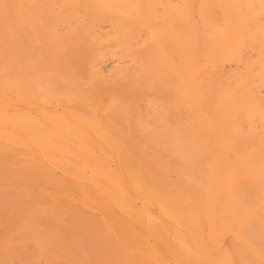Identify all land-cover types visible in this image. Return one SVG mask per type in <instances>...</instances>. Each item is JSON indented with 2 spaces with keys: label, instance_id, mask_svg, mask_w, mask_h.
<instances>
[{
  "label": "bare ground",
  "instance_id": "bare-ground-1",
  "mask_svg": "<svg viewBox=\"0 0 264 264\" xmlns=\"http://www.w3.org/2000/svg\"><path fill=\"white\" fill-rule=\"evenodd\" d=\"M151 6L150 4L148 5L146 0H0V98H2V94L4 96L8 94L10 97V102L6 101L10 107L8 112H6L7 110L5 111V99L3 100L2 98V101L0 100V117L4 118V115L7 117L9 115L8 124L13 123L12 128L19 127V129L22 128V131L24 130L23 136L22 131L15 129L21 133V141H23V137L27 136L32 138L35 141L34 143H38L39 147L40 143L44 144L45 147H42L43 149L45 148L44 151H51L54 147L55 150L60 148L54 156L57 161L60 158V155L58 156L59 158L56 157L57 153L60 151L63 153V150L64 153L68 151L69 154H72L71 156H75L77 159L82 156V152L79 154V151L91 156L94 153L93 151L96 150L104 153L108 152L104 158L106 159L107 155L111 154H109V151L115 148L126 150L125 152L127 153L125 155L127 154L128 159H126L127 157L124 159L127 161L133 157L130 151H134L135 154H141V156L137 155L136 159L133 157L131 166L126 163V160H124V163L129 164V168H135L133 165L142 166V163L140 164L137 161L141 159V162H145L144 164L148 167V170L150 168L151 174H154V180H159L158 183L161 186L163 184L164 187L167 186L168 190L170 185H173L169 177L163 179L167 174H163L164 176L160 174L163 169L161 167L162 164L156 169L153 165V167L149 165L151 164L150 161H145L144 159L143 161L142 158L145 155L147 157L151 149L155 153L154 156L158 155L156 152H163L165 155L170 153L167 155H170L169 157L172 156L171 158L174 157L171 154H176L175 157H182L186 164L187 162L189 163L185 166L189 167L187 169L192 173L186 170L184 164H182L185 168L183 170L187 174L197 173L194 174L196 180L194 178L184 180H187L185 182V188L188 190H186V194H189L190 200H195L196 204L198 202L200 204L196 206L188 205L185 203V199L180 201L169 200L172 197L167 194V191L164 202L166 200L169 201L162 206L164 213L173 216L175 223L187 225L186 227L191 224L190 227L194 233H199V228H203L202 224L205 221L213 224L217 220H219L222 227H225L226 230L229 229L227 231H232L230 236L225 234L227 235V240H230L228 237L234 238L233 241L230 240V242L232 241L231 244L228 241L226 242L228 243V245L226 244L229 246L228 248L230 246L232 248L223 250L218 246V250L221 251L219 256L221 259L220 264H264L263 256L257 248V246L261 249L262 246L264 247V0H159L157 5ZM161 102L168 105L162 106ZM159 105L162 107L159 108ZM161 108L163 110H160ZM4 111L9 114H5ZM210 115L214 117L212 118ZM2 122L5 123L6 120ZM8 128L6 125L7 130ZM12 131L10 134H12ZM6 134L4 133L3 136L8 135ZM10 134L9 137L7 136L8 138H11ZM17 136L20 137L19 135ZM27 139L24 138V141L27 142ZM5 140L9 141V144ZM10 140L13 143L12 139L3 138V141H5L3 144L5 143L8 146L3 145L1 142L0 145L4 146L0 147L1 152L5 150L4 148H8L11 145ZM93 141L96 143L95 145H91ZM22 145H20V150ZM37 146L34 147L36 148ZM12 147L10 148L11 150H7L8 152H4L5 160L4 155L0 156V167L4 168H0V182L6 181V184H10L16 179L14 178L16 173L13 172L15 170L12 167L14 165L10 164L13 161L10 157L12 155H6L9 151L13 152L14 149ZM31 147L29 146V148ZM48 148L50 149L48 150ZM38 149L41 150V148L34 150ZM71 150H78L77 154L80 156L76 157L75 151L71 153ZM119 150H116L117 157L120 156L118 155L120 154ZM24 151H26V148L23 153ZM50 151L49 154L51 155L55 153L53 151L50 153ZM147 151L149 152L147 153ZM38 153L41 154L40 151ZM43 153L46 155V152ZM49 154L48 156H51ZM96 154L94 156L95 160H92V162L96 161L98 163V156L100 155L97 154L98 156H96ZM111 155L108 158L113 161L115 153L114 156L113 154ZM165 155L163 156L165 157ZM167 155L166 157L168 158ZM69 156L68 158H63L64 156H62V158L66 160V158L69 159ZM163 156L162 158H164ZM28 157L31 158L30 156ZM96 157L98 160H96ZM101 157L100 159L103 158ZM111 157H113V160ZM138 157L140 158L137 159ZM157 157L158 160L154 158L158 162L161 158L160 156ZM7 158H10L11 161ZM39 158L41 160L42 157H36L33 159L34 161L27 159L26 162H23L24 165H22L23 163L20 164L22 166L19 165L23 169H21L20 180H27L26 183L30 179H32L33 183L42 182L41 185L38 184L40 185L39 187L42 185L44 187L45 184L47 186L51 183V186L59 188L58 191L66 188V192H63L68 195L69 192L71 195L72 193L75 195L76 191L74 192V190H77V193L80 194L79 199L84 200L83 203H86L84 205L87 206L86 199H82L86 197H81V195H85L82 193L84 190L83 188L79 190L85 186L83 185L85 182L82 183V186L81 182L78 181L76 184L74 182V186L72 184L73 179H57L52 177L53 174L47 176L48 171H53L54 167L53 169L52 167H46L47 164L44 162V167L48 168V171L45 170L42 161L38 163L40 161ZM44 158L46 159V157ZM62 158L60 159L62 160ZM171 158L170 161H174L172 163L175 167L174 163H178L175 160L177 158H173L174 160H171ZM73 159H71V162ZM85 159L86 156L84 157ZM104 159L100 160L101 165L95 162L96 166L94 165L93 167L91 164L93 167L91 172L92 179L90 175L87 176V173H85L88 170L83 167L84 165L81 166L83 171L85 170L84 173L86 175H83L82 169L80 170L79 168L77 170L79 165L77 169H73L75 167L72 166L74 165V160L69 167L74 172L81 171L86 179L90 177L89 181L91 180V183L86 182L87 185L89 183L92 186H96L100 179L98 180L95 175L98 174L99 178L103 175L105 176L104 179L107 175H104V173H106L109 166L104 169L105 166L102 163L104 162L106 165L105 161L108 159L105 161ZM119 159H117L118 162L122 164L120 161L122 159ZM6 160L10 163L4 167ZM61 160H59L60 164L63 162L61 166L64 167L65 165L63 164L67 161ZM79 160L77 164L82 162L83 158L81 157ZM162 160H160L161 163L163 162ZM164 160L168 159L165 158ZM21 161L24 160L20 159L19 163ZM136 161L139 162V165ZM1 162H4V164L2 165ZM27 162L29 163L27 164ZM163 163L167 164L166 162ZM50 164L53 165V163ZM77 164L75 165L77 166ZM108 164L110 165V162ZM114 164L119 167V163L117 164L116 161H114ZM99 165L100 167L104 166L105 172L102 168L100 170L97 167ZM170 165L172 166L171 163ZM110 166L108 172L112 168V165ZM137 166L135 169H137ZM156 166L158 164H155ZM7 167H10L9 170ZM178 167H181V164ZM67 168L65 171L68 170L69 173L70 171L74 173L73 170ZM115 168H112L111 173L113 171V177L116 176L119 181L120 178L117 177L113 170ZM129 168L125 170L127 171ZM138 170L135 173L132 171L134 176H137ZM175 170L176 173L180 174L177 166L174 170L173 167L171 169L169 167L167 171L172 173ZM100 171L104 173L101 174ZM128 171L127 173L131 172ZM142 171L145 172L141 173L140 171V175L147 173L145 168ZM111 173H109V176L112 175ZM158 173L159 176L155 178ZM75 174L74 176H76ZM122 175L124 174L122 173ZM133 175L132 177H134ZM144 175L148 178V181L143 179ZM144 175L139 177V179H143H140L141 182H139L147 181L145 183L151 182L150 184L153 185L152 175L149 176L148 173ZM206 175L210 177L207 176V178L209 177L207 181H203V179L206 180ZM109 176L107 175L109 180L106 179V181H113V183L117 181ZM10 177L14 179L12 180ZM76 177L85 180L81 176ZM171 177L174 178L172 174ZM123 179L127 182L126 177H123ZM174 179L176 180V178ZM31 181L30 183L28 182L30 185H37ZM118 181L116 182L118 185L109 183L114 185L112 188L115 190H112V192H114L115 196L109 193L111 188L108 191L106 188L107 183L104 184L105 186L102 184L103 182L101 183L103 186L99 183L97 187L101 185L100 188L107 189L105 191L106 194H111H108L107 197L105 196L106 203L110 204L113 201L119 208L124 206V209H120L123 213L127 205L128 211L132 216L130 218L129 215L128 218L134 219L132 213L134 214L137 211L134 210L136 208L133 200L138 199L147 186L143 188L141 187L142 184L139 183L138 186L140 185L143 190H137L136 183L138 181H134L136 184L134 189L136 190L132 188L131 191L133 194V190L139 194L138 197L133 199L131 194L129 193L128 195L127 193L131 192L128 187L125 189L126 186L125 188L122 187ZM162 181L164 183H161ZM70 182L72 183L70 184ZM126 182L124 181L121 184L124 186ZM130 182L132 181L128 180L129 184ZM160 185L157 184L156 191L162 188ZM176 185L174 184V186ZM11 186L13 185L11 184ZM155 186L154 183V188ZM67 187L70 190H74L67 192ZM2 188L1 186L0 190H4V193L8 194L7 188ZM11 189L17 191L19 188ZM26 189L30 190L27 187L23 190L26 191ZM177 189L175 190L177 191ZM149 190L148 188L146 191L144 190V192H148L143 194L144 196L146 194L145 197L151 193ZM165 190L166 187L161 189L160 191L162 192L159 191V194L163 193L162 195H164ZM52 192H54L53 189ZM87 192L91 196L95 193L93 192L92 194L90 190H87ZM97 192L96 195L100 196L101 194ZM180 193L178 192V194ZM10 194L5 195L9 198ZM24 194L27 193L25 192ZM39 194L41 195L39 197H42V194L44 197V192ZM49 194H46L47 198H49ZM159 194L154 193L152 197L148 195L151 198L154 197V202L158 204L156 205L157 207H160L159 203L156 202V199L161 197ZM17 195L19 194L16 193L14 197ZM168 195L170 198H167ZM118 196H120L119 201L116 200ZM142 196H140L141 199L143 198ZM60 197L58 198L65 201L64 197ZM74 199L71 200L70 198L69 204L72 201L82 202L79 199ZM98 199L99 197L97 199L94 198L95 202H98ZM149 199L148 201H150ZM90 200L93 199L90 198ZM12 201L16 203L17 200ZM50 201L52 202V200ZM64 201H62L63 203H55L61 204L59 205L60 209L62 207L61 212L54 211L52 206V208H47L46 211L49 213L45 214L50 218L53 217V220H57V225L60 228L59 230L55 225V229L57 228L58 232L60 231L57 244L65 246L64 251H61L64 256L60 261L66 260L64 261L65 263L62 262L60 264H142L140 262L133 263L130 260L132 254H127L125 251L132 249L129 246L131 241L122 240L126 246L131 248L126 249L125 246L124 250L122 242L111 238L109 229L113 227L111 225L113 223L107 225L108 229L105 227L110 221L109 216L102 214V218H100L99 212L102 213V211H96L99 215L98 217L93 215L95 211L92 209L89 214V211H84V208L81 207L83 203L80 204L81 206L78 204L80 208L76 206V202L75 206L72 202V205H70L72 207H69L66 201L67 204L65 206H68L65 209ZM145 201L143 200L144 206L147 203V207L154 204H149L150 202L148 201L145 203ZM135 202L137 205L138 201ZM15 203L12 202L10 206H15ZM104 203L102 202L101 204L103 205ZM106 203L104 206L107 207ZM42 205L44 206L45 204ZM43 206L41 208H44ZM45 206L48 205L46 204ZM152 207L150 206L149 209ZM108 208H110L109 205ZM144 209H142L146 211V213L143 211L144 214L150 218L147 219L155 223V226H157L156 221L158 224L161 222L160 226L166 223L163 222L162 224L161 220L163 217L161 218L159 215L157 216L161 220L151 219V212L154 209H151V211H147L146 207ZM92 211L93 213H91ZM158 211H160V208ZM143 212L142 215L135 214V217L143 216ZM11 213L13 216H34L33 214H38L39 212L38 206L29 200V202L19 204ZM115 213L118 212L115 211ZM40 214L42 216V213ZM120 217L122 216L120 215ZM128 218L123 219L126 221L129 220ZM143 218L145 219V216ZM201 220L205 221L201 224ZM125 221L126 226L131 229L130 232L134 231V236L143 240L142 248L152 252V248L154 250L155 246L151 247L150 250L145 245L144 241L146 239L144 240V237L141 238V236L146 235L145 232L142 235L136 229V226H131L130 220L128 222ZM139 224L141 223L138 222ZM200 224L202 228L199 227ZM115 227L113 228L114 232L117 231L119 233L120 229L117 230L119 226L115 225ZM183 227L182 229L184 230ZM123 228H125L124 232H128L129 237H132L133 233L129 234V229H126L125 226ZM164 229L167 231L165 239L161 237L162 232H152H158L157 235L159 236L157 238L161 237L159 240H165L166 250H171L167 252L172 253L170 244L168 246L169 242H167L169 241L167 238L170 236L167 233L171 229L168 230V227ZM213 233L215 234V229ZM213 233L211 236L214 235ZM200 234L199 236H201ZM217 235L219 236V234ZM174 236L175 234H173ZM177 236L179 237V235ZM214 237L216 236L214 235ZM220 237L222 238V235ZM118 238L125 239L121 233ZM185 240L183 239V242L180 240L179 242L182 244H179V242L178 244L188 248L190 253L186 254H189L187 256L188 259L190 258L189 260L183 256V250L179 254L180 251L176 249L179 247L176 246L174 251L173 245L176 243L174 242L173 245V241L171 243L173 253L175 252V256L178 254L175 260L177 261L176 258L178 257L181 259V261H177V264H187L192 259V253L196 249L197 251H199L198 248L204 249L202 244L197 243V241L200 242L197 238L194 241L198 246L195 251L193 246L188 245ZM223 243L225 242L223 241ZM253 243L257 246H254ZM155 245H159V243ZM188 246H190V249L193 248V251L189 250ZM215 246L217 247V245ZM208 247L209 245L205 248L209 253L213 248L210 249L212 247L210 245L208 251ZM248 249L252 250L250 251L252 252L251 254ZM262 250L264 251V248ZM131 251L135 252L134 250ZM216 251L214 250L215 253ZM185 252H187V249H185ZM157 253L159 254L160 251H157ZM194 254L197 256L196 252ZM142 255L146 256L143 253ZM209 256L201 264H212L210 262L216 256L211 257V254ZM60 257L62 256L60 255ZM159 257L163 260V256L160 254L156 257L157 261H159ZM216 258H218V254ZM146 259L151 260L150 257ZM193 260H197V257ZM217 260L214 259L213 262L219 263V260ZM153 262L155 261H151L152 264H154ZM151 263L147 262V264ZM194 263L196 262L194 261Z\"/></svg>",
  "mask_w": 264,
  "mask_h": 264
},
{
  "label": "rangeland",
  "instance_id": "rangeland-1",
  "mask_svg": "<svg viewBox=\"0 0 264 264\" xmlns=\"http://www.w3.org/2000/svg\"><path fill=\"white\" fill-rule=\"evenodd\" d=\"M147 1V3H148V5L150 4V6L151 5H153V3H154V5H157V2L159 1H157L156 2V0H146ZM156 3V4H155ZM145 5H146V3H145ZM153 5V6H154ZM153 6H151V7H153ZM110 52V51H109ZM8 95V94H7ZM4 96V94H2V98H3V100L5 99V111L6 112H8V111H10V107H9V103H7V102H10V97H9V95L8 96ZM1 96V95H0ZM5 97V98H4ZM7 97H9V98H7ZM2 98H0V100L2 101ZM7 101V102H6ZM165 103H167V102H165ZM8 104V105H7ZM161 104H162V102H161ZM163 105H165V104H162V106ZM168 105V104H167ZM167 105H165V106H167ZM161 105H159V108L160 107H162ZM8 107V108H7ZM160 110H163V108H161ZM4 111V112H5ZM5 112V114H7ZM9 114V113H8ZM7 114V115H8ZM212 118L214 117V116H212V115H210ZM4 118H1V120L2 121H5L6 120V122L5 123H3L1 120H0V123L2 122L3 123V125H2V123L0 124V143L2 142V144H3V142H5L6 141V143L7 144H9V141H7V140H5V141H3V138L5 139V138H7V139H12V142L13 143H11V140H10V144L11 145H9V147L11 146H13L12 147V149H14L13 150V152H10L9 151V153L8 154H6L7 156H10V155H12V156H10L11 157V160H13V161H11L10 160V158L8 159L9 161H11V163L10 162H8L7 160L5 161V164H4V162H1V164L3 165L4 164V167L5 166H7L6 164H12V165H14V166H12L13 167V169L15 170V171H13L14 173H16L14 176H16V177H14V178H16L15 179V181H13L12 183H10V184H6V181H4V182H0V187L2 186L3 188L2 189H5V188H7L6 189V191H8V194L5 192L4 193V190L2 191V190H0V264H60V263H62V262H64V261H66L65 259H63V261H60V259L61 258H63V254H61V251L63 250L64 251V249H65V246L64 245H61V244H57V241H58V238H59V232H58V230H57V228L55 229V225H56V227H58V222H57V220H53L52 218L53 217H49V216H46L45 214H47V213H49V212H47L46 210H47V208H52V206H53V210L54 211H59V212H61V210H62V207H61V209H60V206L59 205H61V204H55V203H63L62 201H64V200H62V199H59L58 197H60V196H62V198L63 199H65V204H64V208L65 207H67L68 205H69V207H72V206H70V205H72V202L69 204V202L71 201V200H73L74 198H76V199H79L80 198V194L79 193H77L78 191L77 190H74V192L76 191V193H75V195L72 193V195H71V193L69 192V187H67L68 188V190H67V192H69V195H71V196H69L68 194H64L66 191V188L64 189V190H60V191H58V189H57V187H56V190H55V187H53V185L51 186V183H50V185L48 184L47 186H46V184H45V186L43 187V185L41 186V187H39L40 185H41V183H38V184H40V185H38L37 183H33V181H31L32 179H30L28 182L30 183V181L33 183V184H37V185H30L28 182V184L26 183V181L25 180H20V176L22 175V171H21V169H22V167H20V166H22V165H24V163L23 162H26L27 161V159H34V158H36V157H42L41 158V160H40V158H39V160L40 161H38V163L39 162H41L42 161V165H43V167H44V162H45V164H47V166L46 167H52V169H53V167H54V169H53V171L52 170H50L51 172H49L48 171V168H46V167H44L45 168V170H47L48 171V175L47 176H51L52 174V177L53 178H59V179H61V178H64L63 180H65V179H68V178H70L69 180H72L73 179V183L72 182H70V184L72 183L74 186H75V184L76 183H78V181L79 182H81V186H82V183H86V182H90L91 183V180L89 181V179H90V177L88 178L87 177V179H86V177H84L83 175H86L85 173H87V176L88 175H90L91 176V179H92V174H91V172H92V168L94 167V165H95V162H94V164H93V162H92V160H95V158H94V156H95V153H97V154H99L100 156H98L97 154H96V156H98L99 157V160L97 159V157H96V160H98L99 162L97 163V164H100L101 165V161L100 160H102V159H104L105 157H106V153L108 154V152H103V151H100V150H96V151H93L94 153H92V155L90 156V155H88V154H86V153H84L83 151H79V154L81 153L82 154V156H80V155H78L77 153H78V150H74L75 151V154H77L76 155V157H79L78 159L77 158H75V156H71L72 154H69L68 153V151L66 152L65 151V153H64V150H63V153L61 152H58L57 154V158H62V156H64L63 158H65V157H67L68 158V156H69V159H67L66 158V160H63V158H62V160L59 158V160H61V161H67V162H64V164L63 165H65L64 167L63 166H61V164L63 163H61L60 164V161L58 162L57 161V159H55L54 158V156L56 155V151H59V149L60 148H58L57 150H55V147L54 148H52L51 149V151H53V153L54 154H49V149L50 148H48V150L49 151H44V149L42 148V147H45L44 146V144H41L40 143V147H39V144L38 143H34L35 141L32 139V138H30V137H23V141H24V138L25 139H27V142H31L30 143V147H31V145H32V143H33V145H32V147H33V149H32V147L31 148H29V146H27L29 143H27V142H23V141H21L20 139H22V137L20 136V134L21 133H19V132H17L16 130H19V131H22V128L21 129H19V127L18 128H15V127H13L12 128V124L10 123V124H8L9 122H7V121H9L10 119V117H9V115H8V117L6 116V115H4L3 116ZM6 118V119H5ZM5 119V120H4ZM8 119V120H7ZM11 122V121H10ZM5 124V125H4ZM6 125H7V128H8V130L10 129V127H11V129H10V131H8L7 129H6ZM13 126H16V125H13ZM3 128H5V129H3ZM3 129V130H2ZM12 129H13V131H12ZM16 129V130H15ZM7 132V134H6V132ZM12 131V134H13V136H11L12 134H10V132ZM15 131V132H14ZM23 132V136H24V130L22 131ZM4 133L9 137V134H10V137L11 138H8L7 136H3L4 135ZM14 134H16V135H14ZM17 135H19L20 137H18ZM33 141H32V140ZM20 141H21V143H20ZM38 142V141H37ZM22 145L21 146V150H20V145ZM35 144V145H34ZM96 143L93 141V142H91V145H95ZM3 145H6L5 143L3 144ZM36 145H38L36 148L34 147V146H36ZM6 146H8V145H6ZM23 146H24V148H23ZM0 147H4V146H1L0 145ZM4 148L5 150L3 151V152H1L0 151V156H2V155H4V152H6L7 150H9L10 148ZM26 148V151H24V153H23V150ZM27 148H29V150H27ZM37 148H41V150L40 149H38V150H34V149H37ZM62 148H63V146H62ZM3 149V148H2ZM23 149V150H22ZM31 149V150H30ZM43 149V150H42ZM54 149V150H53ZM0 150H1V148H0ZM11 150V149H10ZM17 150V151H16ZM32 150H34L35 151V154H34V151H32ZM116 150H119V149H117V148H115L114 150H111V151H109V154L111 153V154H113V156H114V153H115V156L117 155L116 154ZM120 150H121V152H120ZM119 150V153L120 154H118V155H120V156H114V160L112 159L113 157H111V159L113 160V161H111V160H109V158H110V156H112L111 154L110 155H107V158L106 159H108V160H106V159H104V161L106 162V165H105V163L103 162L102 164H104V166H102V167H100V165L99 166H97V167H99L100 168V170H101V168H102V170H104L107 166H109V167H111L110 165H112V168L114 167H116L117 165L116 164H114V161H116L117 162V164L119 165V167L116 169H113L114 171H115V173L117 174V177H119L121 180H122V178L123 177H126V179H127V182H126V180H124L125 182H126V184L124 183V186L121 184L122 182H124L123 180H122V182H120L121 180L119 179V181H118V179H116V176L115 177H113L114 176V174H112V173H114L113 171H112V173H111V170H112V168L110 169V171L108 172V170H109V167H108V170L106 171V173H104L105 172V170H104V175L105 174H107L108 176L110 175L109 173H111L112 175V177L111 176H109L111 179H115V181L117 180L118 182H119V184L122 186V187H124L125 188V186H126V188L125 189H127V187H128V190L129 191H131L132 190V188L134 189V187L136 186V184H137V186H138V184L141 182V180L140 179H142V178H140L139 179V177H141V176H143L144 174H149V176L150 175H152L151 176V180H152V183L154 182L155 183V188H154V183H153V185L152 184H150L149 182H148V184L147 183H145V182H147L148 181V178L147 177H145V175H144V180L146 179L147 181H143V183H140V184H144L143 186L141 185V187H145V186H147V188L148 189H150L149 190V192L151 191V193H149V194H147V197H145L146 196V194H145V196L143 195L144 193H148V192H144V190L146 191V189H144L143 190V188H141L140 187V185L137 187L136 186V189L137 190H143L142 191V195L140 194V196H142L143 198V200H146L145 201V203L148 201V199H149V197L150 196H148V195H151L152 194V192H154L155 194H159V191L161 190V189H165V187H166V190H165V196L164 195H162L163 193H164V190H163V193L162 194H159V196H161V197H155V198H157L155 201L157 202V203H159V205H160V207H157L156 205H158V204H156L155 202H154V197L153 198H151L152 196H153V194L151 195V197H150V201H148V202H150L149 204H153V205H150L152 208V217H151V219L153 218V219H156V220H158L159 221V217H163L162 218V224H163V222H166V223H164L163 225H161L162 227L163 226H165V227H161L160 226V224H161V222H160V224H158L157 223V221H156V224H157V226H155V223H153L151 220H149L150 218L149 217H147V215H145L144 214V212L146 213V211H144L145 209V207L147 208V211H151V209H149L150 208V206L149 207H147L148 206V203L144 206V202H143V200L140 198V196L138 197V194L136 193V191H134V190H136V189H134L133 190V192H134V194L132 193V191L131 192H127L128 193V195H129V193L131 194V197H133V199L134 198H136V197H138V199H135V200H133L134 202V207L136 208V209H134L135 211H137L136 213H132V215L134 216V219L132 218V219H130L132 216L130 215V213H129V211H128V208H127V205L125 206V212L127 213L126 215H125V212L123 213V211H120V209L122 210V209H124V206H123V208H119V207H117L118 205H116V203H114L113 201L109 204V203H106L105 202V196L107 197V195L109 194V193H112V196L114 195L115 196V194H114V192H112V190L114 191L115 189H113L112 187L116 184V185H118V183H116V182H114L113 183V181L112 182H108V180H109V178L107 177V175H106V178L104 179V177L105 176H103V175H101V176H103V177H101L100 176V178H99V176H98V174H96L95 176H97L98 177V180L100 179V181L98 182V184L100 183H102L103 185L105 184V183H107L106 184V188L108 189V191L110 190V188H111V190L109 191V193L108 194H106L105 193V191H107V189L106 188H100L101 187V185H100V187H97L98 186V184H96V186L94 187V186H92V184H89L88 183V185H87V183L85 184H83V185H85V186H83V187H81V189H79V190H82V188H83V194H85V195H81V197L83 196H85L86 198H82V199H86V202L88 203L87 204V206H85L86 205V203H83V201L84 200H80V201H82L81 203H83V204H81L80 202H78V201H74L73 202V204H74V206H75V202H76V206L78 207V204L81 206V207H83L84 208V211H86L87 210V212L90 214V210L92 209L93 211H95L94 213L95 214H93V215H97L98 217H99V215H101L100 216V218H102V214L103 215H105V216H109L108 218H109V222H108V224H106V229H108L109 227L107 226V225H110L111 223H113V224H111L113 227L112 228H110L109 230H110V236H111V238H113V239H115V241H119V242H122V244L124 245H122L121 244V246H123L122 248L124 249L125 248V242L124 241H122V240H128V242L129 241H131L130 243L131 244H129V246L132 248H129L128 246H126V249H131V250H134L135 252L133 253V251H131V250H125L126 252H127V254H132V256L130 257V260L133 262V263H135V262H140V263H142V264H147V262L149 263H151V261H155V262H153L154 264L156 263V264H165V262H167V264L168 263H171V264H177V261H181V259H179V257L178 258H176L177 259V261L175 260V257H177L178 256V254L175 256V252L173 253V248H174V251H175V248H176V246L177 247H179V248H176V249H178V251H180L179 252V254H181L182 253V251L181 250H183L184 251V253H182L183 254V256H185L186 257V259H188V257L187 256H189V254H186V253H190V251H188V248L186 247H184V245L182 246V245H179L181 242H179L180 240L183 242V239L185 240V242L188 244V245H190L191 247L193 246V248H194V251H195V249L198 247L197 246V243H199V244H202L203 246H204V249H202L201 250V248L199 249L198 248V250L199 251H197V249H196V254H197V256H195V252H193L191 255L193 256V257H195V258H193L192 256H191V260H192V262H191V260H190V262H187V264L188 263H190V264H201V262L202 261H204L205 260V258H209L210 256V254L212 255L211 257H213V256H216L217 257V254H218V258H214L215 260H219V263H217V264H220V258H219V256H220V253H221V251L220 250H218L219 248H218V246L221 248V249H223V250H226V249H230V248H232L231 246H230V248H228L229 246H227L228 245V243L229 244H231L232 243V241H233V239L234 238H230V237H228L230 240H232L231 242H230V240H227V235L228 236H230V235H232V231L230 232V231H227V230H229V229H225V227H222L221 226V223L219 222V220H217V221H215V223H213V224H210V223H208V222H206L205 220H201L200 222H201V224L203 225L202 227H201V224L199 225V227H201L202 229H200L199 228V233H201L200 235L201 236H199V233H194V232H192V230L193 229H191V227H190V225L191 224H189L188 225V227H186L187 225H184V224H178L177 222L175 223V219L173 218V216H169L168 214H166V213H164V211H163V205H164V203H166L167 201H169V200H176V201H180L181 199H185L186 201H185V203L186 204H188V205H194V206H196V205H199L200 204V202H198L197 204H196V201L194 200H190V197L186 194V192L188 191L187 190V188H185V185H186V181H184L185 179H187V178H189V179H193L194 178V180H196V178H195V175L194 174H197V173H194V174H190V173H192V172H190L187 168H189V167H186L189 163L187 162V164L184 162V160L182 159V157H175L176 156V154H171V155H173L174 157V159L175 158H177V159H175L178 163H174V165H175V167L173 166V163L172 162H174V161H170V158L172 157H169L167 154H170V153H167L166 155L168 156V158L166 157V155L162 152H156V154H158V155H156V156H154L155 155V153L153 152V150L151 149V151H150V153H148L149 151H147V153H148V155H147V157H146V155L144 156V153H143V156H144V158H142V160L144 159L145 161H150L151 162V164H149V165H153L154 166V168H156L157 169V167H159V165L160 164H162V173H160L159 171V173L160 174H164V175H166V176H164V178L163 179H165V178H168L169 177V180L172 182L171 184L174 186V184L176 185H178V187H177V185L176 186H174V188H173V186H171L170 185V188H169V190H168V188H167V186H165L164 187V184H163V186H161L160 185V183H158V181L159 180H157V181H155L154 180V174L152 173L151 174V172H150V168H149V170H148V167L143 163V162H141V159L140 160H137V161H139L140 162V164L142 165V166H140L139 165V162H137L136 161V163L140 166H137V165H133V166H135V168H136V166H137V169H135L134 167H130L129 168V164H130V166H131V160L133 159V157L136 159V157H137V155H139V156H141V154H135L134 153V151H130V153L133 155V157H132V159L131 160H129V161H127L126 159H128V156H127V154L125 155V153H127V152H125L126 150L125 149H120ZM40 151V153L41 154H39L38 152ZM46 152V155H44L45 153H43V152ZM50 151V153H52ZM72 152L71 153H73L74 151L73 150H71ZM99 151H100V153H99ZM8 152V151H7ZM29 152H31L30 154H29ZM47 152H48V154L49 155H51V156H48V154H47ZM70 152V151H69ZM123 152V154H121ZM129 152V151H128ZM13 153H15V154H13ZM22 153H23V156H22ZM28 153V154H27ZM104 154V156H103V154ZM117 153H118V151H117ZM129 153V154H130ZM152 153V154H151ZM154 153V154H153ZM160 153H161V155H160ZM10 154V155H9ZM63 154H66V155H63ZM74 154V155H75ZM84 154V155H83ZM128 154V155H129ZM165 155V157L163 156V155ZM21 155V156H20ZM32 155V156H31ZM38 155V156H37ZM60 155V156H59ZM131 155V156H132ZM136 155V156H135ZM27 156H30L31 158H27ZM36 156V157H35ZM59 156V157H58ZM86 156V161L84 160V157ZM103 158H102V157ZM108 156H109V158H108ZM130 156V157H131ZM142 156V157H143ZM157 156H160V158L161 159H163L162 161L163 162H166L167 164H165V163H161L160 162V160L161 159H159V161L158 162H160V163H158L157 162ZM162 156L164 157V158H162ZM4 157V160L6 159V157H5V155L3 156ZM19 157V158H18ZM22 157V158H21ZM44 157H46V159L44 158ZM83 158V160H82V162H80V163H78L77 164V161L80 159V158ZM100 157L102 158V159H100ZM127 157V158H126ZM151 157V158H150ZM157 159H155V158ZM53 160H52V159ZM73 158H75V159H73ZM118 158H120V159H122V160H120L121 162H122V164L120 163V162H118ZM124 158H126V159H124ZM140 157H138L137 159H139ZM168 159V160H164V159ZM173 158H171V160H174ZM1 159V158H0ZM3 159V158H2ZM20 159L22 160H24V161H21V163H19L20 162ZM49 159H51L52 160V162H51V160L49 161ZM55 159V160H54ZM71 159H73L74 160V165H72L73 163V160H72V162H71ZM77 159V160H76ZM134 159V160H135ZM150 159V160H149ZM179 159H180V163H179ZM4 160H2V161H4ZM124 160H126V163H129L128 165L126 164V163H124L125 161ZM133 160V161H134ZM143 160V161H144ZM156 160V161H155ZM1 161V160H0ZM34 161V160H33ZM47 161V162H46ZM54 161V162H53ZM80 161V160H79ZM175 161V162H176ZM183 161V162H182ZM15 163V164H13V163ZM29 162H30V160H29ZM29 162H27V164L29 163ZM32 162V161H31ZM69 162V164H67ZM76 162V163H75ZM110 162V165L108 164ZM112 162H113V164H112ZM172 164V166L170 165V163ZM23 163V164H22ZM50 163H53V165L52 164H50ZM57 163V164H56ZM87 163V164H86ZM123 163H124V166H123ZM135 163V164H136ZM149 163V162H148ZM20 164H22V165H20ZM41 164V163H40ZM49 164V165H48ZM67 164V165H66ZM75 164H77V166L75 165ZM85 164H86V166H85ZM91 164L93 165V167L91 166ZM126 164V165H125ZM155 164L157 165L158 164V166H156L155 167ZM165 164V165H164ZM180 164H181V167H178V166H180ZM182 164H184V166L186 167V170H188V172H190V173H186V171L185 170H183V166H182ZM20 165V166H19ZM70 165H72V166H75L73 169H77V167H78V165H79V167H78V169L77 170H79V168H80V170L84 167H86V169L88 170V171H86L85 172V170L83 171V169L81 170L82 171V173H83V175H82V173H81V171H77V172H74V170L73 169H70L71 167H69ZM81 165H84L83 167L81 166ZM116 165V166H115ZM121 165V166H120ZM166 165H168V166H166ZM60 169V168H62V169H58L57 167ZM81 166V167H80ZM96 166V165H95ZM152 166V167H153ZM167 167V170H168V168L170 167V169L173 167V170H174V168L176 169V166H177V168L179 169V171L178 172H180V174H178V173H176V170H175V172L174 171H172V173H170V171L168 172L167 170H166V167ZM11 167V168H12ZM24 167V166H23ZM69 168L70 170H73V172L74 173H71L72 171H70V173H69V171L67 170V171H65L66 170V168ZM103 167H104V169H103ZM150 167V166H149ZM151 167V168H152ZM0 168H3V167H0ZM8 168V167H7ZM10 168V167H9ZM9 168H8V170H9ZM56 168V169H55ZM67 168V169H68ZM123 168V169H122ZM127 168H129L127 171L128 172H130L132 175H133V172L135 173V171H137L138 169V172L136 173L137 174V176L135 175H133L134 177H132V175L130 176V173H127V171L125 170V169H127ZM133 168H134V171H133ZM140 168H142V170H143V168H145V170H147V173H143L142 175H140L142 172H145V171H142V170H140ZM154 168H153V170H154ZM4 169V168H3ZM107 169V168H106ZM122 169V170H121ZM185 169V168H184ZM23 170V169H22ZM57 170V171H56ZM118 170V172H116ZM119 170H120V172H119ZM152 170V169H151ZM160 170V169H159ZM0 171H1V169H0ZM5 171H6V169H5ZM10 171H12L11 169H10ZM9 171V172H10ZM59 171H61V172H59ZM63 171V172H62ZM121 171H124V172H122L124 175H122V173H121ZM133 171V172H132ZM140 171H141V173H140ZM9 172H8V174H9ZM68 172V173H67ZM78 172H80V173H78ZM85 172V173H84ZM102 171H100V173H101ZM108 172V173H107ZM157 172V171H156ZM10 173H12V172H10ZM47 173V172H46ZM69 174V175H67V174ZM75 173H77V174H80V175H77V174H75ZM89 173V174H88ZM94 173V172H93ZM99 173V172H98ZM103 173H101V174H103ZM119 173V174H118ZM159 173H158V175L156 176L155 175V178L156 177H158L159 176ZM7 174V173H6ZM74 174L76 175V176H83L82 178H84L85 180H83V179H81V178H78V177H76V176H74ZM157 174V173H156ZM171 174H172V176H174V178H176V180L173 178V177H171ZM64 175V176H63ZM100 175V174H99ZM126 175V176H125ZM127 175H128V177H127ZM191 175H193V176H191ZM11 176V175H10ZM72 176H74V177H72ZM121 176V177H120ZM123 176V177H122ZM161 176V175H160ZM207 176H209V175H206V180H204L203 179V181H207V179L210 177H208L207 178ZM12 177H13V175H12ZM12 177H10V179H14V178H12ZM67 177V178H66ZM184 178V179H182V178ZM129 178V179H128ZM137 178V179H136ZM160 178V177H159ZM158 178V179H159ZM172 178V179H171ZM77 181H76V180ZM95 179H96V181H97V178L95 177ZM106 179H108L107 181H106ZM133 179V180H132ZM139 179V180H138ZM142 179V180H143ZM161 179V178H160ZM75 180V181H74ZM128 180L129 181H132L133 183H134V181L136 182V181H138L136 184L134 183H132V182H130V184L128 183ZM162 180V179H161ZM166 180H168V179H166ZM176 182H175V181ZM198 180V179H197ZM11 181V180H10ZM83 181V182H82ZM105 181V182H104ZM140 181V182H139ZM164 181V180H163ZM161 182V183H164V182ZM9 182V181H8ZM39 182V181H38ZM68 182V181H67ZM74 182H75V184H74ZM167 182V181H166ZM17 183H18V186H17ZM19 183H21V184H19ZM25 183V184H24ZM44 183H46V182H44ZM109 183H113L114 185H110ZM158 185H160V187H162L161 189H160V187H158L160 190H158V191H156L155 189H156V187H157V184ZM170 183V182H169ZM180 185H179V184ZM11 184L13 185V186H11ZM16 184V185H15ZM69 184V183H68ZM149 184H150V186H149ZM15 185V186H14ZM87 185V186H86ZM102 185V186H103ZM110 185V186H109ZM131 185H132V187H131ZM134 185V186H133ZM153 186V188H151L152 186ZM182 185H184V186H182ZM11 186V187H10ZM23 188H22V187ZM105 186V185H104ZM168 186H169V184H168ZM25 187H27L28 189H30V190H27L26 189V191H24L23 189H25ZM61 187V186H60ZM73 187V186H72ZM109 187V188H108ZM140 187V188H139ZM11 188H14V189H18L17 191H15V190H12ZM98 188H99V190H98ZM157 188V189H158ZM173 188V189H172ZM176 188H178L177 189V191L181 194V196H183V197H179V195L180 194H178V192L175 190ZM181 188V189H180ZM33 189V190H32ZM43 189V190H42ZM52 189L54 190V192H52ZM77 189H78V186H77ZM97 189V190H96ZM104 190V189H106V190H104V191H102V190ZM184 189V190H183ZM73 190H70L71 192L73 191ZM87 190H90V192L93 194V192H95L92 196L91 195H89L90 193L89 192H87ZM187 190V191H186ZM16 193H18L19 195H17V196H15L14 197V195L16 194ZM63 191H65V192H63ZM97 191H99V192H97ZM141 191H139L140 193H141ZM168 191V193L167 194H169L170 195V197H172V198H170L169 197V195H168V197L167 198H170L169 200H166V202H164V198L166 197V192ZM27 193V194H24V193ZM29 192V193H28ZM36 192H38V193H36ZM44 192V197H43V193ZM56 192V193H55ZM61 192H63V193H61ZM80 192V191H79ZM96 192L97 193H99V194H101L100 196L99 195H96ZM116 192V191H115ZM160 192H162V191H160ZM171 192V193H170ZM9 193H11L10 194V196H8L9 198H7L6 197V195H9ZM15 193V194H14ZM39 193H41L42 194V197H39V196H41ZM48 193H50L49 195H48V197L50 198V200H52V202H54V203H52L50 200H49V198H47V195L46 194ZM53 193H55V194H53ZM89 193V194H88ZM6 194V195H5ZM36 194V195H35ZM102 194L104 195L103 197H102ZM172 194V195H171ZM13 195V196H12ZM23 195V196H22ZM30 195V196H29ZM56 195V196H55ZM60 195V196H59ZM68 195V196H67ZM76 195H77V197H76ZM97 196V198L99 197V199L97 200L98 202L99 201H101V200H103V201H101V203L103 202H105L106 203V205H107V207L106 206H104V204L102 205L101 203L100 204H98V202H95L96 200H94V198L95 199H97L96 198V196ZM109 195H111V194H109ZM134 195H136V196H134ZM187 195V196H186ZM12 196V197H11ZM22 196V197H21ZM75 196V197H74ZM79 196V197H78ZM88 196H90L89 198H88ZM116 196H117V194H116ZM154 196H156V195H154ZM162 196H163V198H162ZM45 197H46V199H45ZM66 197V198H65ZM71 198V200H69L70 198ZM118 197H119V199H118ZM117 198H116V200H120V196H118ZM129 197V196H128ZM61 198V197H60ZM73 198V199H72ZM90 198L91 199H93V200H90ZM123 198H125V197H123ZM126 198H127V196H126ZM146 198H148V199H146ZM189 198V199H188ZM8 199V200H7ZM88 199V200H87ZM142 201H141V200ZM10 200H11V202H10ZM12 200H17L16 201V203H15V201H12ZM29 200L31 201V202H33L34 204H36V206H38V214H33L34 216H28V215H20V216H13V215H11L12 213V211L19 205V204H21V203H24V202H29ZM58 200V201H57ZM62 200V201H61ZM75 200V199H74ZM152 200V201H151ZM21 201V202H20ZM57 201V202H56ZM66 201H67V203H68V205L67 206H65L67 203H66ZM69 201V202H68ZM92 201V202H91ZM135 201H138L137 202V205H136V202ZM12 202L13 203H15L14 205L16 206H10L11 204H12ZM40 202V203H39ZM78 202V203H77ZM95 202V203H94ZM143 202V204H141ZM9 203V204H8ZM19 203V204H18ZM139 203V204H138ZM194 203V204H193ZM18 204V205H17ZM42 204H47L48 206H43ZM85 204V205H84ZM58 205V206H57ZM108 205H109V207L110 208H108ZM140 205H141V207H140ZM44 207V208H46V209H44V208H41V207ZM63 206V205H62ZM15 207V208H14ZM68 207V208H69ZM142 207H144V208H142ZM189 207V206H188ZM12 208H14L13 210H11ZM64 208H63V210H64ZM78 208H80V207H78ZM83 208H81V209H83ZM90 208V209H89ZM159 208H160V211H158L159 210ZM65 209H67V208H65ZM89 209V210H88ZM142 209H144V210H142ZM40 210H43V211H40ZM83 211V210H82ZM93 211L91 212V213H93ZM99 212V211H102V213L101 212H99V215L97 214V212ZM115 211L116 212H118V213H115ZM144 211V212H143ZM63 212V211H62ZM142 212H143V216H145V219L143 218V216H141L142 215ZM168 212H170V210H168ZM40 213H42V216H41V214ZM150 213V212H149ZM160 213V214H159ZM117 214V215H116ZM123 217V218H125V219H127L128 217H129V215H130V218H128L129 220H126L125 221V219H123L122 217H120V215ZM135 214H141V215H139V216H137V217H135ZM157 215H159V217L157 216ZM161 215V216H160ZM149 216H151V214H149ZM157 217H158V219H157ZM138 218V219H137ZM147 218H149V219H147ZM55 219V218H54ZM147 219V220H146ZM166 220V221H164V220ZM139 220V221H138ZM115 221V222H114ZM124 221L125 222H128L129 221V223H131L132 225L131 226H133V227H137L136 229L137 230H139V233L141 232V234L143 235L144 234V232H145V234L146 235H150V236H146V235H143V236H141V238L142 237H144V242L146 243L145 245H147V247L151 250V247H154L155 246V249L153 250V248H152V252H149L148 250H146V249H144V248H142L143 246V240L142 239H140V238H137V236L135 237L134 235H135V232L133 231V232H130V230L131 229H129L126 225V223H124ZM148 221V222H147ZM154 221V220H153ZM169 221V222H168ZM56 222V223H55ZM138 222L139 223H141V224H139L138 225ZM155 222V221H154ZM172 223V224H171ZM175 223V224H174ZM166 224H168L167 226H166ZM169 224H171L170 226H172V227H170L169 226ZM174 224V225H173ZM178 224V225H177ZM206 224V225H205ZM115 225L117 226H119L118 228H117V230L118 229H120V231H119V233L117 232V231H115L114 232V227H115ZM130 225V224H129ZM138 225V226H137ZM141 225V226H140ZM180 225V226H179ZM183 225H184V227H183ZM215 225H216V228H215ZM123 226H125L126 227V229L128 228L129 229V234L130 233H133L132 234V237H129L130 235H128V232L126 233V232H124V229L125 228H123ZM179 226V227H178ZM104 227V228H105ZM146 227V228H145ZM168 227V230L169 229H171V231H172V233H170L171 231L169 230V232L168 233H170V234H168L167 233V235H170L171 236V238H170V236H168L169 238H167L169 241H167V242H169L168 243V246H169V244H170V248L172 249V253H169L170 251L169 250H166V246L164 245L165 244V240H163L162 241V239L161 240H159L161 237L163 238V239H165L166 238V229H164V228H167ZM182 227L184 228V230L182 229ZM116 228V227H115ZM131 228V227H130ZM143 228V229H142ZM207 228V229H206ZM58 229L60 230V228L58 227ZM111 229H113V230H111ZM144 229H145V231H144ZM179 229V230H178ZM181 229V230H180ZM214 229H215V234L213 233L214 232ZM220 229H221V231H220ZM132 230H134V229H132ZM148 230H149V232H148ZM189 230H191V231H189ZM225 230V231H224ZM128 231V230H127ZM152 231H158V232H162V236L160 237V238H157L159 235H157V233L158 232H152ZM205 231H206V233H205ZM209 231V232H208ZM147 232V233H146ZM177 232V233H176ZM115 233V234H114ZM118 233V234H117ZM122 234L124 237H125V239H120V238H118L119 237V234ZM138 233V234H139ZM184 233H187V234H184ZM192 233V234H191ZM214 234L216 237H214V235L213 236H211V234ZM221 233V234H220ZM112 234H113V236H112ZM153 234H155V235H157V236H154ZM173 234H175V236H177V235H179V239L177 238V237H173ZM196 234V235H195ZM197 234H198V236H197ZM210 234V235H209ZM217 234H219V236L217 235ZM225 234H227V235H225ZM137 235V234H136ZM187 235V236H186ZM189 235H190V237H189ZM193 235V236H192ZM222 235V238L220 237ZM121 236V235H120ZM196 236V237H195ZM207 236V237H206ZM133 237H135V238H133ZM153 238L154 240H155V242L153 243V239H151V238ZM183 237H185V238H182ZM187 237V238H186ZM201 237V238H200ZM226 237V238H225ZM233 237V236H232ZM241 237H243V238H246L245 236H241ZM127 238V239H126ZM150 238V239H149ZM189 238V239H188ZM193 238V239H192ZM196 238L198 239V240H200V242L199 241H197V243L196 242H194V241H196ZM208 240H207V239ZM117 239V240H116ZM139 239V240H138ZM220 239V240H219ZM225 239V240H224ZM176 240H178L177 242H176ZM192 242V243H194V244H190V242ZM134 241V242H133ZM139 241V242H138ZM148 241V242H147ZM172 241H173V243H172ZM222 241V242H221ZM223 241L225 242V243H223ZM228 241V243H226ZM150 242V243H149ZM152 242V243H151ZM162 242H163V244H162ZM174 242L176 243V244H174ZM178 242H179V244H178ZM127 243V242H126ZM148 243V244H147ZM157 243H159V245H155V244H157ZM171 243H172V245H173V248H172V246H171ZM195 243H196V245H195ZM209 243V244H208ZM137 244V245H136ZM140 244V245H139ZM151 244V245H150ZM167 244V243H166ZM182 244V243H181ZM218 244H220V245H222V246H220V245H218ZM227 244V245H226ZM145 245H144V247H145ZM148 245H150V246H148ZM186 245V244H185ZM201 245V246H202ZM209 245V247H210V245L212 246V247H210V249L211 248H213L212 250H211V252L209 251V247H208V251H209V253L206 251V248H207V246ZM215 245H217V247L215 246ZM253 245H254V243H253ZM162 246V247H161ZM175 246V247H174ZM182 246V247H181ZM190 246H188L189 247V250H192L193 251V248H191L190 249ZM202 246V247H203ZM254 246H257V245H254ZM158 247V248H157ZM206 247V248H205ZM146 248V247H145ZM163 248V249H162ZM168 248V247H167ZM182 248V249H181ZM215 248V249H214ZM257 248H258V250H259V252L261 253V255L263 256V258L262 259H264V251L262 250L264 247L262 246V249L261 248H259L258 246H257ZM144 249V250H143ZM185 249H187V252H185ZM159 252L160 251V253L158 254L157 253V251ZM162 250V251H161ZM214 250H217V251H219V252H217L216 251V253L214 252ZM131 251V252H130ZM144 251V252H143ZM167 251H169V252H167ZM191 251V252H192ZM248 251L250 252V251H252L251 249H248ZM129 252V253H128ZM165 252V253H164ZM199 253V255H198V253ZM142 253L144 254V255H146V256H148V257H150V259L151 260H148V259H146V258H148V257H146V256H143L142 255ZM163 253V254H162ZM168 253V254H167ZM178 253V252H177ZM252 252H250V254H251ZM161 254V256H163V260H162V258L161 257H159V261H157V256L158 255H160ZM166 254V255H165ZM60 255L62 256V257H60ZM150 255V256H149ZM208 255V256H207ZM127 256H130V255H127ZM167 256H170V257H167ZM180 256V255H179ZM207 256V257H206ZM164 257H165V259H164ZM167 257V258H166ZM184 257V258H185ZM196 257H197V260H193V259H196ZM153 258V259H152ZM184 258H182V259H184ZM146 259V260H145ZM190 259V258H189ZM188 259V260H189ZM213 259V260H214ZM62 260V259H61ZM148 260V261H147ZM164 260H165V262H164ZM188 260H184V261H188ZM208 260V259H207ZM213 260H211V262L210 263H214V264H216L215 263V261L213 262ZM217 260V261H218ZM58 261V262H57ZM60 261V262H59ZM147 261V262H146ZM157 261V262H156ZM171 261H174V262H171ZM194 261L196 262V263H194ZM43 262V263H42ZM65 263V262H64ZM182 263V262H181ZM184 263H186V262H184ZM152 264V263H151Z\"/></svg>",
  "mask_w": 264,
  "mask_h": 264
}]
</instances>
